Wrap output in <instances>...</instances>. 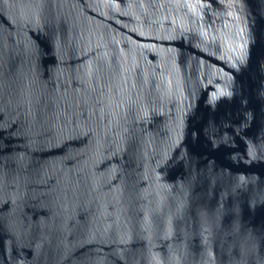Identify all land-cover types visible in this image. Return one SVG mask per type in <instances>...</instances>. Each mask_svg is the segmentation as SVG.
<instances>
[{"label": "water", "instance_id": "water-1", "mask_svg": "<svg viewBox=\"0 0 264 264\" xmlns=\"http://www.w3.org/2000/svg\"><path fill=\"white\" fill-rule=\"evenodd\" d=\"M0 264H264V0H0Z\"/></svg>", "mask_w": 264, "mask_h": 264}]
</instances>
